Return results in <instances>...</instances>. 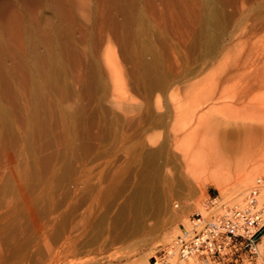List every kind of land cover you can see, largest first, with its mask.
<instances>
[{
	"label": "rangeland",
	"instance_id": "obj_1",
	"mask_svg": "<svg viewBox=\"0 0 264 264\" xmlns=\"http://www.w3.org/2000/svg\"><path fill=\"white\" fill-rule=\"evenodd\" d=\"M256 178L264 0H0V264H145Z\"/></svg>",
	"mask_w": 264,
	"mask_h": 264
},
{
	"label": "built area",
	"instance_id": "obj_2",
	"mask_svg": "<svg viewBox=\"0 0 264 264\" xmlns=\"http://www.w3.org/2000/svg\"><path fill=\"white\" fill-rule=\"evenodd\" d=\"M254 185L238 200L207 196L148 264H264V201ZM188 202V201H185ZM177 206V204H174Z\"/></svg>",
	"mask_w": 264,
	"mask_h": 264
},
{
	"label": "bare ground",
	"instance_id": "obj_3",
	"mask_svg": "<svg viewBox=\"0 0 264 264\" xmlns=\"http://www.w3.org/2000/svg\"><path fill=\"white\" fill-rule=\"evenodd\" d=\"M246 130H247V129H246ZM226 131H228V130H226ZM237 131H238V130H237ZM238 132H239V131H238ZM223 133H224V132H223ZM235 134H239V133H232L231 130H230V132H228V135H235ZM235 136H236V135H235ZM223 158H227V157H223ZM197 160H198V159H197ZM197 160H195V162H198ZM229 160H230V159H229ZM223 163H224V162H223ZM223 163H222V164H223ZM219 165H221V164H219ZM187 166H188V168H189V167L192 166V164H191V163H187ZM259 179H260V178H259ZM245 180H247V182H248V177H246V178L244 179V181H245ZM244 181H242V182H243V183H242L241 180H240V183H242V184L244 185ZM245 182H246V181H245ZM215 184H216V183H215ZM217 184H219V183H217ZM259 184H260V183L257 184L258 191H259ZM262 185H263V184H262ZM219 187H220V186H219ZM244 187H245V186H244ZM260 188H261V187H260ZM263 189H264V186H263ZM262 192H264V191H262ZM232 198H233V197H232ZM257 198H258V197H257ZM238 199H239V198H238ZM238 199H234V200H238ZM145 262L147 263L146 260H145ZM145 262H144V263H145ZM146 263H145V264H146Z\"/></svg>",
	"mask_w": 264,
	"mask_h": 264
}]
</instances>
